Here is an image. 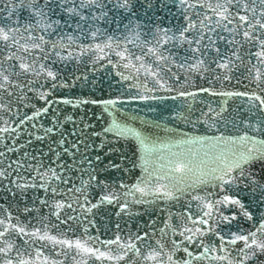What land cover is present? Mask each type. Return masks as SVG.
Returning <instances> with one entry per match:
<instances>
[{
	"label": "snow or ice",
	"instance_id": "snow-or-ice-1",
	"mask_svg": "<svg viewBox=\"0 0 264 264\" xmlns=\"http://www.w3.org/2000/svg\"><path fill=\"white\" fill-rule=\"evenodd\" d=\"M0 264H264V0H0Z\"/></svg>",
	"mask_w": 264,
	"mask_h": 264
},
{
	"label": "water",
	"instance_id": "water-1",
	"mask_svg": "<svg viewBox=\"0 0 264 264\" xmlns=\"http://www.w3.org/2000/svg\"><path fill=\"white\" fill-rule=\"evenodd\" d=\"M179 101H176L175 102V105H179ZM175 105H173V102L172 101H166V102H164L161 106H160V108H158V112H163L164 113V116H165V118H167V116L169 115V106H172L171 107V111L174 113L176 110H177V108H176V106ZM125 108L126 109H135V108H137V105L136 104H132V105H125ZM139 108H140V111H141V114H144V113H146L147 112V108L143 105V104H140L139 105ZM93 111L94 112H96V113H99L100 112V109L99 108H94L93 109ZM154 115V114H153ZM153 115H150V117L149 118H153ZM110 118L107 116V115H105V120L107 121V120H109ZM93 120H94V118H93ZM177 125H179L181 128H182V130H184V131H189L190 129H189V127L188 126H184V125H180L179 124V121H177L176 122V125H169V127H175V126H177ZM96 127H97V129H99L100 127H101V123L100 122H96ZM157 132L159 133V130H157ZM201 133H202V130H201ZM97 142H99V141H97ZM125 153H127L128 154V160H129V162L130 161H132L133 159H134V157H132L131 156V146L130 145H127V144H125L124 146H123V149H122ZM97 151H99V150H97ZM112 159H114L116 162H120V158H119V156L118 155H115L114 154V156L112 157ZM106 160H107V158H106ZM126 167H127V164L125 165ZM136 174H139V169L137 168V169H135V170H133ZM121 175H123L122 173H119V172H113L112 173V176H113V178H115V177H118V176H121ZM129 179H131L130 177H129ZM110 226V225H109Z\"/></svg>",
	"mask_w": 264,
	"mask_h": 264
}]
</instances>
